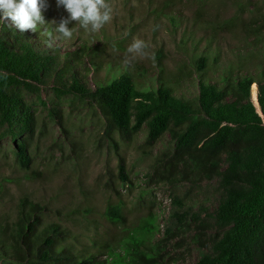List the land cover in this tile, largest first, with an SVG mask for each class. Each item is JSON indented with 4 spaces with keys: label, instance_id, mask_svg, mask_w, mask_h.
<instances>
[{
    "label": "rangeland",
    "instance_id": "1",
    "mask_svg": "<svg viewBox=\"0 0 264 264\" xmlns=\"http://www.w3.org/2000/svg\"><path fill=\"white\" fill-rule=\"evenodd\" d=\"M244 5L255 10L254 16L262 15L255 33L241 25L253 16L245 12L239 19L237 9ZM21 16L29 20L18 26L37 47L62 54L82 51L79 74L88 88L129 72L140 88L164 83L192 98L198 91L193 52L207 54L209 61L219 55L221 67L207 75L211 82L230 64L243 63L244 74L264 70V0H0L1 23L15 26ZM233 19L237 28H224L225 22L233 26ZM54 85L49 81L39 98H27L36 113L28 171L16 164L9 140L0 141V222L14 226L27 199L44 208L43 226L62 227V246L83 258L94 254L111 261L110 246L121 253L132 237L143 238L146 221L153 220L146 245L161 252L165 264H194L201 249L192 235L167 236L165 228L178 200L195 210L208 200L187 184L160 180L162 169L154 176L169 136L154 146L146 144L145 132L132 141L117 136L116 147L93 105L71 97L59 102ZM120 159L130 184L121 183ZM110 205L122 207L123 223L107 219Z\"/></svg>",
    "mask_w": 264,
    "mask_h": 264
},
{
    "label": "trees",
    "instance_id": "2",
    "mask_svg": "<svg viewBox=\"0 0 264 264\" xmlns=\"http://www.w3.org/2000/svg\"><path fill=\"white\" fill-rule=\"evenodd\" d=\"M237 11L241 20L245 12L253 15L248 25H241L255 33L262 15L254 16L255 10L250 12L247 5ZM28 20L21 16L15 26L0 21V141L9 140L16 164L25 171L32 164L36 113L27 98H39L51 81L59 102L71 97L93 105L116 147L117 136L132 141L145 132L148 146L169 136L154 176L162 169L160 180L187 184L216 204L210 210L204 200L195 210V205L178 200L179 208L165 228L167 236L192 235L191 242L201 249L194 264H264V70L244 74L243 63L230 64L211 82L207 75L221 67L219 55L209 61L207 54L193 52L198 91L192 98L177 95L164 83L140 88L129 72L115 73L107 84L88 88L79 74L82 51L62 54L37 47L18 26ZM232 24L223 25L237 28L236 19ZM253 84L258 86V109L252 101L251 90L254 95L257 90ZM50 112L55 115L58 109ZM119 176L122 185L130 184L123 159ZM43 210L24 199L14 226L0 222V264H165L164 255L146 245L155 229L153 220L140 232L144 239L132 237L121 253L110 246V263L94 254L80 257L62 246V227L43 226ZM122 211L110 205L105 216L123 223Z\"/></svg>",
    "mask_w": 264,
    "mask_h": 264
},
{
    "label": "clouds",
    "instance_id": "3",
    "mask_svg": "<svg viewBox=\"0 0 264 264\" xmlns=\"http://www.w3.org/2000/svg\"><path fill=\"white\" fill-rule=\"evenodd\" d=\"M253 85H256V86H257V84H253ZM253 85H252V86H253ZM251 93H252V96H253V92H252V90H251ZM254 96H255V98H256V99H255L256 101H254L253 98H252V101H253V103L256 102V103H254V104L256 105V107H257V109H258V86H257L256 94H255ZM258 111H259V110H258ZM109 248H111V247H109ZM109 248H108V249H109ZM110 258H111V261H109V262L111 263V262H113L114 260H113V257H110ZM106 260H108V259H106Z\"/></svg>",
    "mask_w": 264,
    "mask_h": 264
}]
</instances>
